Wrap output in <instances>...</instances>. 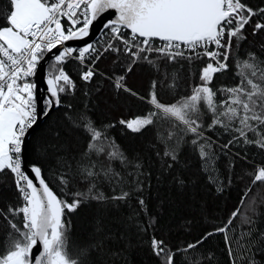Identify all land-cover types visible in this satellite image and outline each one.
Returning a JSON list of instances; mask_svg holds the SVG:
<instances>
[{
    "label": "snow or ice",
    "instance_id": "snow-or-ice-1",
    "mask_svg": "<svg viewBox=\"0 0 264 264\" xmlns=\"http://www.w3.org/2000/svg\"><path fill=\"white\" fill-rule=\"evenodd\" d=\"M108 10H115L116 18L105 24L112 42L103 50L91 44L82 49L63 47L67 41L88 36L93 22ZM78 13L82 19L77 18ZM258 15L264 19V9L254 11L241 0H8L6 25L0 26V174L8 170L13 175L22 203L15 208L9 204L7 211L0 208V216L10 229L4 252L0 253V264H92L90 252L102 245L88 244L75 253L70 252L71 221L67 213L75 212L88 201L115 207L117 202L126 201L131 193L112 188L111 195H106L99 190L97 181L101 176L110 185H122L124 180L110 165L101 164L97 169L91 156L106 153L108 160H119L124 167L129 164L136 169L141 167L139 163L129 161L115 143L106 137L102 139L103 133L85 112L79 118L89 135L87 150L78 158L69 157L62 154L65 151L62 144H50V156L56 165L54 171L49 169L53 171L52 180L46 178L38 165L31 166L34 177L28 175L22 166L21 153L27 131L38 119L37 85L30 78L36 75L37 66L46 53L60 47L62 50L55 56L60 65L74 53L75 59L81 62L88 59L91 66L81 74V79L86 82L98 74L94 65L105 52L115 54L117 60L123 56L127 59L123 74L113 73L106 78L117 94L123 91L142 100L145 98L139 97L125 83L127 75L138 64H146L156 73L157 78L151 81L147 96L152 110L143 117L120 120V123L134 133L157 123L167 124V135L158 134L157 139L165 146L163 157L170 161L166 166L171 168L173 163L179 162V147L189 134L193 136L190 143L201 159L209 158L206 148L211 147V141L205 135V112L210 114L207 130L219 126L226 132L238 134L229 144L241 141L244 145L254 144L264 149V61H260L255 53H247L248 59L238 65L240 82L235 87L219 90L224 94L219 100L217 90L210 86L216 73L227 70L234 47L247 39L243 34L245 27H251L253 35L264 31V22H253V17ZM62 19L68 22L67 27ZM194 60H205V65L199 69L200 83L187 95L176 98L178 76L169 69L181 62H187L190 67ZM46 82L50 96L41 113L44 116L52 108L61 106V93L75 88L63 67L53 66ZM165 94L173 96V100L162 102ZM69 121L73 128L80 127L71 117ZM249 133L253 138H249ZM53 135L58 138L59 132ZM157 156H160L159 152ZM77 179L85 183V191L73 190ZM179 182L183 184V181ZM256 182H264V167H257L253 184ZM250 191L251 186L245 197ZM138 202L141 208L145 207L142 199ZM255 203V198L250 197L249 208L253 216L255 208L252 205ZM239 215L237 208L227 225L215 231L228 233L229 226ZM253 216L243 217L242 223L248 225V229L234 238L236 248L228 243L231 264H260L256 255L264 250L259 246V242L264 241V232L252 239L255 231ZM97 231H101L99 223ZM213 234L207 233L187 248H196ZM229 239L226 235V243ZM34 249H37L35 253ZM152 249L157 257H162L161 264H172L175 253L162 240L153 237Z\"/></svg>",
    "mask_w": 264,
    "mask_h": 264
},
{
    "label": "trees",
    "instance_id": "trees-1",
    "mask_svg": "<svg viewBox=\"0 0 264 264\" xmlns=\"http://www.w3.org/2000/svg\"><path fill=\"white\" fill-rule=\"evenodd\" d=\"M241 2L254 11L264 9V0ZM7 10L8 0H0V26L6 25L4 17ZM256 21L264 22V19L259 15L254 16L253 22ZM62 23L68 26L65 19ZM243 34L247 39L234 47L228 59L227 70L216 73L213 77L210 86L217 90V100L224 95L219 90L235 87L240 82L241 69L238 65L248 59L247 53H255L260 61H264V31L253 35L251 27L246 26ZM126 63L125 57L121 56L117 60L115 54L106 52L95 63L98 74L88 82L81 79L86 66L75 59H69L60 65L54 56L47 63V73L53 66L63 67L73 80L75 88L71 91L66 89L60 94L61 106L55 107L31 134L28 164L40 166L46 173V178L51 181L56 165L50 156V144H62L65 149L62 154L69 157L78 158L85 152L89 135L84 131V122L79 117L86 112L94 121L95 127L103 133L102 139L106 137L119 147L129 161L141 165L139 169L131 164L124 167L119 160H108L106 153L91 156L97 169L101 164L105 167L110 165L124 180L122 185H110L101 176L97 181L99 190L106 195H111L112 188L117 192L123 189L131 194L126 201L117 202L115 207L88 201L81 204L75 212L67 213L71 221L69 251L75 253L88 244H100L102 248L90 252L92 264H161L162 257H157L152 249V238L155 237L175 253L172 264H231L228 243L235 249L234 238L248 229V225H244L242 220L245 215L253 216L249 208L250 197H254L256 201L252 205L255 208V231L252 239L255 240L259 233L264 232V182L253 184L257 167H264V149H259L254 144L244 145L241 141L229 144L233 136L238 134L226 132L219 126L207 130L210 114L205 112V135L211 141V147L206 148L209 158L201 159L198 150L190 143L193 136L189 134L179 147V162L168 168L166 165L170 161L163 157L165 146L157 139L158 134L167 135V124L157 123L134 133L120 123V120L143 117L152 110V106L147 103V96L151 81L157 78V74L146 64H138L127 75L125 83L145 99L123 91L117 94L106 77L113 73L123 74ZM204 65L205 60H194L190 67L187 62H181L169 69L178 76L176 98L187 95L192 87L200 83L199 69ZM30 79L33 81V78ZM172 100L173 96L165 94L162 102ZM69 117L80 127L73 128ZM55 132H59L58 138H54ZM249 138H253L251 133ZM225 144L229 146L225 148ZM157 152L160 156H157ZM179 181H183V184ZM250 186L251 191L245 197ZM72 187L73 190H86L85 183L79 179ZM53 190L57 191V188L54 187ZM140 199L144 201V208L138 202ZM21 203L13 175L5 170L0 174V208L7 211L9 204L15 208ZM237 208L240 209V215L229 226L230 231L216 232L215 229L227 225L229 217ZM98 223L101 226L99 232ZM9 231L7 221L0 216V253L4 252ZM207 233L214 234L203 239L196 248H187L189 244H196ZM226 235L230 238L227 243ZM259 246L264 249V241H260ZM256 259L264 264V250L256 255Z\"/></svg>",
    "mask_w": 264,
    "mask_h": 264
},
{
    "label": "water",
    "instance_id": "water-1",
    "mask_svg": "<svg viewBox=\"0 0 264 264\" xmlns=\"http://www.w3.org/2000/svg\"><path fill=\"white\" fill-rule=\"evenodd\" d=\"M116 18L115 10H108L105 14H103L101 17H99L96 21L93 22V24L89 28V35L85 36L83 38L75 39L72 41H67L65 45L67 47H78L83 48L88 44L93 45V43L100 37L102 32L107 28L105 27V24L107 21L114 20ZM61 51V48L58 47L57 49H53L52 52L46 53L41 60L40 65L37 66L36 75L33 77V82L37 85L36 88V96H37V122L33 125L32 128L28 129L27 134L25 136V145L24 149L21 153L22 155V163L24 170L28 173L30 177H34V174L31 172V166L28 164V144L31 134L46 120V118L49 116V114L54 110L49 112L47 116L42 115L45 108V100L50 96L48 93V85H47V63L55 56L58 55ZM35 182V180H34ZM40 247L39 243L37 245V249ZM37 249H34V253L37 251Z\"/></svg>",
    "mask_w": 264,
    "mask_h": 264
},
{
    "label": "built area",
    "instance_id": "built-area-1",
    "mask_svg": "<svg viewBox=\"0 0 264 264\" xmlns=\"http://www.w3.org/2000/svg\"><path fill=\"white\" fill-rule=\"evenodd\" d=\"M77 18H81L82 19V15L80 13H78V17ZM64 19H62L63 21ZM81 25H76V27H80ZM127 31V30H125ZM109 42H112L111 41V33L109 31L108 28H106L102 34L100 35V37L93 43V47L94 48H97V49H101L103 50V48L106 46L107 43ZM63 47H67L66 45H64ZM72 48H75V49H81V48H78V47H75V46H72ZM62 50V49H61ZM106 53V52H105ZM75 53L73 54V57L72 58H69V59H75ZM56 56V55H55ZM68 59V60H69ZM77 61H79L78 59H75ZM80 63L84 64L86 67L87 66H91L90 63H89V60L86 59L84 62H81L79 61ZM228 63V61H227ZM94 70H96L95 68V65H94ZM33 78V77H32ZM21 158H22V155H21ZM22 166H23V163H22ZM24 169V168H23Z\"/></svg>",
    "mask_w": 264,
    "mask_h": 264
}]
</instances>
